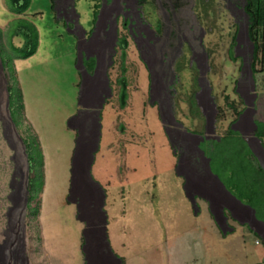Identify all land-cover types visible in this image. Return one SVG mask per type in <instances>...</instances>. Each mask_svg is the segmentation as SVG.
I'll return each mask as SVG.
<instances>
[{"label":"rangeland","instance_id":"obj_1","mask_svg":"<svg viewBox=\"0 0 264 264\" xmlns=\"http://www.w3.org/2000/svg\"><path fill=\"white\" fill-rule=\"evenodd\" d=\"M125 1L30 0L25 13L16 15L7 0H0V57L8 61L11 86L21 95V109L13 108V141L4 136L1 119L10 110L0 87V248L10 235L19 249L24 246L28 264H85V228L76 207L67 200L76 142L87 145L91 154L97 136L91 181L86 175L88 156L83 178L97 198L91 209L98 218L89 222V230L98 233L97 252L110 264H264L263 239L233 218L224 234L202 199L195 212L184 189L186 182L179 175L183 168L190 174L189 181L206 177L205 156L198 152L192 158L200 143L197 136H204L205 127L211 131L213 126L214 134H206L219 140L235 117L227 102L238 103L237 93L246 102L239 117L243 116L240 130L264 168L263 153L248 122L252 110L253 119L264 120V73L254 77L256 97L252 100V45L246 38L243 0ZM121 5L128 6L124 11L133 24L129 21L128 29L133 27L152 73L150 98L148 69L130 42L125 51L127 99L123 107L116 85L121 52L111 60L117 43L112 21ZM19 18L30 22L37 35L35 50L26 58L11 51L12 47L25 48L26 39L16 36L11 46L7 38L10 26ZM151 32L161 37L155 48L148 49L145 42L154 39ZM234 35L237 61L229 57ZM78 47L99 61L94 76L86 80L87 91L82 86L81 94L86 69L80 66ZM92 86L99 87L94 97L90 96ZM84 99L93 105L87 112L91 118L73 120ZM153 103L159 106L161 118ZM222 118L225 121L220 122ZM168 133L186 157L179 170ZM23 140L33 143L42 161L44 184L35 218L27 217L23 208L27 175L29 178ZM205 145L204 150L212 146ZM220 195L221 200H230ZM74 200L81 206L77 196ZM79 215L86 220L82 212ZM103 215L116 260L102 239Z\"/></svg>","mask_w":264,"mask_h":264},{"label":"bare ground","instance_id":"obj_2","mask_svg":"<svg viewBox=\"0 0 264 264\" xmlns=\"http://www.w3.org/2000/svg\"><path fill=\"white\" fill-rule=\"evenodd\" d=\"M140 1L141 0H139V4H141ZM123 2L126 3L125 0H123ZM127 7L128 6L121 5L118 9L119 13H117V15L115 16V18H113V21H112V23L114 24V28H115L114 32H113V37L115 40H117V43L114 45V46H116V48L113 49V55L111 56V60H112V57H118L120 55L119 53L121 52L120 48H126L127 46H129L130 42H131V47L133 48V51L137 55L138 59L139 58L143 59V57L141 55V51H140L139 46H138V43L136 42V39H138L136 37L137 35H134L135 32L132 33V30H131V27L133 26L132 21H131V19H128L126 17L127 15L125 13H128V12L124 11V9H127ZM101 10H100V12H98L95 15V20L93 22V28L89 34V41L93 38V36L95 34L97 23L99 20V16L101 14ZM139 12H140V10H139ZM140 14H141V12H140ZM243 14H244V12H243ZM245 17H246V15H245ZM129 21L132 24L130 29H128ZM129 31H130L131 35L129 34ZM152 35H154V39L147 40L145 42L147 44L148 49L149 48H151V49L155 48L156 42L159 41V39H160L159 37H161L160 35L156 36L154 33H152ZM124 36L127 37V44L126 45L120 44V38H122ZM131 36H132V39H131ZM140 37H141L140 39L143 41L144 38L142 36H140ZM246 38L248 39L247 33H246ZM89 41L83 40V42H86V43H88ZM248 41H249V39H248ZM80 44H79V46H80ZM184 44L188 45V43H184ZM188 48H189V45H188ZM78 60H79L80 66H83L87 70V73H88V71H90V73H89L90 75L86 74V70L83 72V78H82L83 80H82L81 90H80V94H81L82 86H85V88H86L85 92L87 91L86 80H91V78L94 76V74L98 68L99 61H98L97 56L90 55L86 49H83L81 51L80 48L78 49ZM111 60H110V63H111ZM143 61L145 62V68H146V70L148 69V73H149L148 76H149V81H150L149 85L150 86L148 89H149L150 98H151L152 73L150 71L149 64L144 59H143ZM249 71H250V78H251V82H250L251 83V92H252L251 98L253 100L256 97L255 90H254L255 84H254V80L252 78L251 68ZM105 76H106V74H105ZM108 84L109 83H107L106 88L108 90V93L110 94ZM0 87H3V89H4V92H5L6 97H7L6 106L8 107L9 106V93L7 90V80L5 77L4 67H3L1 59H0ZM97 92H99L98 86L90 87V96H92V97L96 96ZM108 96H110V95H108ZM106 98H104L102 101H104ZM244 104L246 105V102H244ZM153 105H155V108L156 107L158 108L160 118H161L159 106L155 103H153ZM252 105H253V103H251V106ZM79 106L80 107L78 109V115L73 120L77 119L78 116H82L83 119H85L87 122L88 121L87 118H91V114H89V113L87 114V112H88L89 108H93V105L88 103L87 99H84L83 103L81 105L79 104ZM252 113H253V110L251 111L250 116L248 117L249 126L251 127V132H252L251 133L252 138L255 139L254 140L255 142L257 141L258 147L261 149V151L263 153V157H264V149L261 145V141L255 137L256 126L253 122ZM242 117H241V119H242ZM241 119H239L238 122H236L235 124L232 125L231 130L238 132L241 135V137L246 141V143L248 144L251 151L255 154L254 150L250 146L249 142L243 137V134L240 130ZM1 121L3 124L5 138L7 139L9 137V138L13 139V141H14L15 137H13V136H16V127H15V124L13 123L12 118L10 116V111L7 110L6 119L5 120L1 119ZM69 126L74 128V126L70 125V123H69ZM211 128H212L211 131H208L207 128L205 127L204 136H202V137L197 136V139L200 143H199V147L197 149H195V151H194L196 155L193 153L194 156L192 158H194L195 156H198V152H200L201 156L204 158L205 150H202L200 147L205 142L208 143V142L213 141L212 139H210V138H212V136H209L208 134H206L209 132L211 134H214L213 126H211ZM97 130H98V127H97ZM77 132H78V138H79V131L77 130ZM97 135H98V132H97ZM168 137L170 139V142L173 145V149L175 150L174 152H175V155L178 159V166L177 167L179 170L180 165L183 164V162H185L186 157L184 155V151H182L180 149V145L171 141L169 133H168ZM97 141H98V138L96 136L95 146H94V149L92 150V152L90 154V152H89L90 148H88L87 145H84V144L78 145V140H77L73 159H72L71 184H70V191H69V196H68L67 201H68V203H70L76 207V210L78 213L77 218L81 223H83L84 228H85L84 232H83V254H84V258H85V264H110L109 261H107L108 259L106 260L107 257L104 258V256L102 254H99L97 252L98 241H99L98 233L93 231L92 229L89 230L90 229L89 224H91L89 222L94 223V222H96V220L98 218L94 209H91V206H93V207L95 206L97 198H96V195L93 192V190L88 185H86V182L84 180L85 177L83 178L84 161L88 156V158H87L88 160L86 162V175L90 179L89 172L91 169V164H92L93 159H94V152L96 151V148H97ZM8 142H9V144H11L9 140H8ZM20 143L22 144V141ZM10 148H13V147L10 145ZM23 148L25 150V146ZM194 162H195L194 165H197L198 161L195 160ZM205 163H206V166H205L206 177L199 179L198 181H191V180L189 181L190 174H188V172H186L183 168L181 169V171H182L181 173L178 172L179 175H181V177L184 178V183L186 182L184 189L186 191L187 197L189 198V200L191 202L192 208L195 210V212L198 211L197 201H198V199H200V200L202 199V201H204L205 204L207 205L209 212L212 214V218H214L215 222L220 227V229H222L224 234L226 231V224L227 223L229 224V222L233 218L234 220H238L240 222L243 221L242 224L249 226V228H251L253 232H255L257 235H259V237H261L263 239V243H264V234L262 233V231H264V224L256 219L254 210H252L248 206L241 204L238 200L235 199V197H233L226 190V188L220 182L218 177L215 176L211 172L210 165H209L210 160L207 159L206 156H205ZM74 168H76L75 173H74ZM26 169H27V174H29V166H28L27 161H26ZM90 181H91V179H90ZM25 183H26L25 188H24V197L25 198L23 200L24 212L26 211L27 202H28V191H27L28 175H27ZM219 192L223 196L228 197L230 200H227L225 198L221 200V198H220L221 195L219 194ZM75 196H77L80 199L81 206L79 204H77V202H75V200H74ZM18 199H19V197H18ZM101 204H102V200L100 203V212H101ZM15 209L16 208H14L12 210V214H14ZM81 212H82L83 216H85L86 220H83L80 217L79 214ZM103 217L104 218L102 221L103 222L102 239L104 241L105 248H107L109 254L113 257V255L110 251V248H109L108 241H107L106 218L104 215H103ZM12 222L13 221L11 220L10 230L12 227ZM12 240L13 239L9 235V238L7 239V241L4 242V246L0 248V264H9V262H11L10 264H28V259H26L24 257V252H25L24 246L21 244L20 249H19L18 244L14 245V242ZM118 262H119V264H121L120 261H118Z\"/></svg>","mask_w":264,"mask_h":264},{"label":"trees","instance_id":"obj_3","mask_svg":"<svg viewBox=\"0 0 264 264\" xmlns=\"http://www.w3.org/2000/svg\"><path fill=\"white\" fill-rule=\"evenodd\" d=\"M29 1L30 0H7V5L11 12L20 15L25 13ZM243 2V12L247 17V36L252 45L253 61L251 63V71L254 80L257 74L264 73V0H243ZM13 23L7 35L10 45L12 46V39L20 35L26 39L27 45L23 49L12 47L11 51L15 55L26 58L35 50L36 30L30 22L23 18H19L13 21ZM235 39L236 35L232 38L229 57L237 61L233 52ZM120 44L126 45L127 37L124 36L120 38ZM120 51L121 55L118 61L116 85L118 86L119 104L120 107H123L127 99L126 67L124 64L126 48H120ZM0 58L7 80L10 116L13 123L16 125L13 108L21 109V106H19L21 95L11 86V76L6 72L8 61L4 60L2 57ZM236 89L235 82V93H237ZM237 97L238 103L234 100L227 102V106L233 111L235 117L228 122L224 134L219 137V140H213L208 143L204 141L205 143H203V146L201 145L200 148L204 150L205 144L212 145L211 148L207 147L205 150V156L210 160V169L216 174L214 175L218 177L226 190L241 204L254 210L256 219L264 224V168L241 135L231 130L232 125L238 121L240 115L245 110L243 108L245 106L244 101L238 93ZM225 100L228 101V97H225ZM219 117H221V114ZM222 121H225V118L220 120V122ZM253 122L256 126L255 137L261 141V145L264 149V120L254 118ZM23 143L25 145L29 166L26 212L27 217L35 218L39 213L40 201L38 196L41 194L44 184L41 170L42 161L40 156L37 153L35 154L33 143H27L25 140H23Z\"/></svg>","mask_w":264,"mask_h":264}]
</instances>
